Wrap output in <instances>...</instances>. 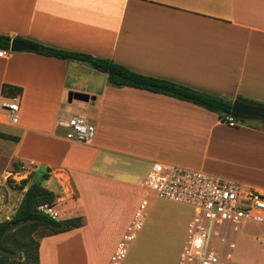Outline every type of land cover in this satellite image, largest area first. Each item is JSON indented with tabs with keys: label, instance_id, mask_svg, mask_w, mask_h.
<instances>
[{
	"label": "crops",
	"instance_id": "1",
	"mask_svg": "<svg viewBox=\"0 0 264 264\" xmlns=\"http://www.w3.org/2000/svg\"><path fill=\"white\" fill-rule=\"evenodd\" d=\"M0 34L264 105V0H0ZM35 52L0 57V135L9 137L0 138V222L13 217L33 182L57 195L50 206L55 219L83 221L42 237L39 264H107L128 207L121 196L132 190L141 163L148 162L146 174L160 161L223 177L213 173L209 156L264 165V124L228 127L199 106L112 87L87 65ZM2 85L21 89L13 123L2 108L11 96ZM73 115L94 126L90 142L66 138L62 124ZM254 119L264 120H240ZM23 180L22 189L15 187ZM142 182L123 228L145 197ZM244 183L264 192V182Z\"/></svg>",
	"mask_w": 264,
	"mask_h": 264
},
{
	"label": "built area",
	"instance_id": "2",
	"mask_svg": "<svg viewBox=\"0 0 264 264\" xmlns=\"http://www.w3.org/2000/svg\"><path fill=\"white\" fill-rule=\"evenodd\" d=\"M5 51L0 50V57ZM2 104L6 120L13 123L19 95H12ZM224 124L235 127V119L224 115ZM68 139L88 143L94 126L82 115H73L63 124ZM145 197L136 209L108 264H118L125 255V244L132 242L148 217L154 200L186 206L192 210L185 239L176 264H229L234 243L230 237L237 225L251 223L264 227V192L235 180L199 169L154 161L143 182ZM37 210L55 219L50 206ZM264 238V234H263Z\"/></svg>",
	"mask_w": 264,
	"mask_h": 264
},
{
	"label": "trees",
	"instance_id": "3",
	"mask_svg": "<svg viewBox=\"0 0 264 264\" xmlns=\"http://www.w3.org/2000/svg\"><path fill=\"white\" fill-rule=\"evenodd\" d=\"M13 40L22 39L0 34V50L8 51ZM30 43L38 47L35 53L39 55L78 62L104 73L108 85L112 87H130L185 101L217 114L221 123H224V115L230 114L231 105L234 101L264 108L263 104L239 96L234 101H230L224 97L208 95L169 80L142 75L108 58L59 49L35 42ZM20 91V88L2 85L1 92L4 95L12 96L20 93ZM239 122H243V120ZM0 138L8 139L9 137L0 135ZM41 178L45 179L46 175H42ZM26 183V180L20 181L19 186L15 187L22 189ZM56 199L57 195L42 187L40 183L33 182L26 188L13 217L10 220L0 222V264H39L38 247L42 237L66 232L83 224L81 217L57 220L37 210L38 206H53ZM40 228L43 229V231L40 230L42 233L36 239L33 238V234ZM20 230L28 232L27 242L24 244L14 242V247L8 246L6 242L11 235Z\"/></svg>",
	"mask_w": 264,
	"mask_h": 264
},
{
	"label": "rangeland",
	"instance_id": "4",
	"mask_svg": "<svg viewBox=\"0 0 264 264\" xmlns=\"http://www.w3.org/2000/svg\"><path fill=\"white\" fill-rule=\"evenodd\" d=\"M215 115L217 116V114ZM246 122L235 121L237 127L241 128L250 127L249 124H251L254 129H257L261 124H264V120L255 121L254 119ZM209 157V163L216 169L213 173L248 183H252V181L264 182L263 161L260 166H256L252 162L250 164L248 161L229 157L225 154L216 155L213 159ZM147 163L144 162L138 165V170L135 172L134 177L136 180L131 183L133 186L132 190H128L127 193L121 196V199L128 203L125 211H128L139 197L138 190L141 186L140 183L146 176L145 167ZM7 182L11 181L7 180ZM125 211L121 214L119 221V224H121L120 228L123 230L117 243L122 241L123 235L126 233L127 227L123 228L126 219ZM191 214L192 210L190 208L166 201H157L150 205L148 207V217L143 227L132 242L125 244V255L118 264H176L185 239L186 225ZM0 219H3V217H0ZM40 230L43 231L40 228L33 234V238L36 239L42 233ZM27 233L24 230L14 232L6 242L7 245L14 247V242L24 244L27 242ZM263 234L264 227L260 225L251 223L237 225L235 231L230 235L234 248L232 249V258L229 264H264Z\"/></svg>",
	"mask_w": 264,
	"mask_h": 264
},
{
	"label": "water",
	"instance_id": "5",
	"mask_svg": "<svg viewBox=\"0 0 264 264\" xmlns=\"http://www.w3.org/2000/svg\"><path fill=\"white\" fill-rule=\"evenodd\" d=\"M38 47L32 43L13 40L10 43V52H22V51H37ZM79 99L88 100V97L83 94H75ZM68 101H71L70 94L68 95ZM230 115L235 120L245 119V118H259L264 119V108L258 106H252L244 104L238 101H234L231 105Z\"/></svg>",
	"mask_w": 264,
	"mask_h": 264
}]
</instances>
